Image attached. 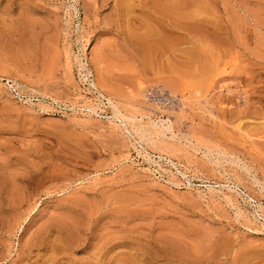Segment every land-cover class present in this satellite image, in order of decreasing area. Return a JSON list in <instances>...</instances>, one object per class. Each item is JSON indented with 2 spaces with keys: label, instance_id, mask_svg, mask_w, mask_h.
I'll return each instance as SVG.
<instances>
[{
  "label": "rangeland",
  "instance_id": "obj_1",
  "mask_svg": "<svg viewBox=\"0 0 264 264\" xmlns=\"http://www.w3.org/2000/svg\"><path fill=\"white\" fill-rule=\"evenodd\" d=\"M0 264H264V0H0Z\"/></svg>",
  "mask_w": 264,
  "mask_h": 264
},
{
  "label": "bare ground",
  "instance_id": "obj_2",
  "mask_svg": "<svg viewBox=\"0 0 264 264\" xmlns=\"http://www.w3.org/2000/svg\"><path fill=\"white\" fill-rule=\"evenodd\" d=\"M144 55V54H143ZM142 58H143V56H142ZM175 80V79H174ZM161 81V80H160ZM176 81V80H175ZM165 82V81H164ZM163 82V83H164ZM179 82V81H178ZM162 83V82H161ZM162 83V84H163ZM167 83V82H166ZM171 83H173V82H171ZM165 84V83H164ZM179 84V83H178ZM167 85V84H166ZM165 85V86H166ZM177 85V84H176ZM186 85V84H185ZM167 86H170V85H167ZM180 86V85H179ZM187 86V85H186ZM164 87V86H163ZM171 87V86H170ZM177 87V86H176ZM190 87V86H189ZM149 88H151V87H149ZM161 89H163L162 87H160V90ZM173 89V88H172ZM176 89V88H175ZM174 89V90H175ZM197 89H199V88H197ZM168 90V89H167ZM177 90V89H176ZM175 90V91H176ZM148 91H150V90H148ZM153 91V90H152ZM156 91V90H155ZM170 91H171V89H170ZM173 91V90H172ZM178 91V90H177ZM146 92V91H145ZM144 92V93H145ZM161 92V91H160ZM168 93V92H167ZM188 93H190V92H188ZM193 93V92H192ZM192 93L190 94V95H192ZM170 94H172L171 96H173V97H175V98H177L180 102L182 101V100H186V99H184V98H182V97H177L175 94H173V93H170ZM186 94V93H185ZM169 95V94H168ZM189 95V94H188ZM134 97V96H133ZM142 97H144V96H142ZM187 97V96H186ZM144 99H145V97H144ZM188 99H193V97L192 98H190V97H188ZM178 101V102H179ZM189 101V100H188ZM187 101V102H188ZM139 102V101H138ZM140 102H141V100H140ZM139 102V103H140ZM143 102V101H142ZM141 102V103H142ZM199 102V101H198ZM110 103V102H109ZM183 103V102H182ZM191 103H193V101L191 102ZM196 103V102H195ZM201 103V102H200ZM200 103H199V105H200ZM156 104V103H155ZM190 104V103H189ZM205 104H206V102H205ZM211 104V103H210ZM111 105H112V103H111ZM140 105V104H139ZM146 105H148V104H146ZM150 105V104H149ZM182 105V104H181ZM193 105V104H192ZM201 105H202V103H201ZM212 105V104H211ZM112 107H114V106H112ZM146 107H148V106H146ZM145 107V109H142V112H141V118L142 117H146L147 116V121L145 122V123H141V122H137L136 120H139L138 118H140V117H138L137 119H136V116H125V115H122V114H120L119 112H117V114H115V117L116 118H118L119 120H120V122H122L123 123V125H126V124H129V128H131V130L134 132V134L136 135V136H138V139L140 140H143V138L145 137V136H154V137H159L160 135H161V138H162V131L165 129V130H167V129H169L170 130V128H171V124H173V123H171V121L169 120V119H167V117H165V119L166 120H162V121H159V122H155V121H153V120H151L150 118H149V116H148V112L146 111L148 108H146ZM149 107H151V106H149ZM156 107V106H155ZM90 108H92V107H90ZM115 108V107H114ZM137 108V107H136ZM154 108V107H153ZM200 108V107H199ZM156 109V108H155ZM160 109V108H159ZM198 109V108H197ZM116 110V109H115ZM120 110V109H119ZM157 110V109H156ZM171 110V109H170ZM180 110H182V107L180 106ZM139 111V110H138ZM158 111V110H157ZM162 111V110H161ZM166 111H167V109H166ZM172 111V110H171ZM170 112V111H169ZM173 112V111H172ZM171 112V113H172ZM162 113V112H161ZM178 113H180V111L178 112ZM182 113V112H181ZM207 113H209V111L207 112ZM136 114H137V112H136ZM135 114V115H136ZM139 115H140V113H138ZM128 115V114H127ZM172 115V114H171ZM164 116H166V115H164ZM173 116H174V114H173ZM178 116V115H177ZM143 119V118H142ZM145 120V119H144ZM161 120V119H160ZM139 121H142V120H139ZM128 126V125H127ZM126 126V127H127ZM118 127V126H117ZM125 127V126H124ZM128 130V129H127ZM165 130L163 131V133H166L165 132ZM126 131V130H125ZM169 132H171V130L169 131ZM173 134V133H172ZM135 137V136H134ZM147 137H145V138H147ZM175 137V136H174ZM136 138V137H135ZM144 138V139H145ZM150 138V137H149ZM148 138V139H149ZM163 138H164V136H163ZM178 138V137H177ZM147 139V140H148ZM153 138H151L150 140H152ZM160 139V138H159ZM158 139V140H159ZM138 140V141H139ZM150 140H148V143L150 144ZM157 140V139H156ZM144 141V140H143ZM142 141V142H143ZM153 141H155V139H153ZM152 141V142H153ZM141 141H140V143H142ZM160 142H161V140H160ZM144 144L146 143V141L145 142H143ZM157 143H159V142H157ZM153 144V143H152ZM164 144H165V142H164ZM157 146H158V144H156ZM153 146V145H152ZM156 146V147H157ZM207 146V145H206ZM157 148H159V147H157ZM162 148V147H161ZM213 149V148H212ZM217 149V148H216ZM159 150V149H158ZM161 150V149H160ZM206 150V149H205ZM227 150V149H226ZM207 151V150H206ZM231 152V151H230ZM207 153V152H206ZM224 154V153H223ZM204 155V154H203ZM219 155V154H218ZM217 156V155H216ZM226 157V156H225ZM232 157V156H231ZM216 160V159H215ZM234 163V162H233Z\"/></svg>",
  "mask_w": 264,
  "mask_h": 264
},
{
  "label": "built area",
  "instance_id": "obj_3",
  "mask_svg": "<svg viewBox=\"0 0 264 264\" xmlns=\"http://www.w3.org/2000/svg\"><path fill=\"white\" fill-rule=\"evenodd\" d=\"M154 99H157V100H163V101H165V102L168 100L166 94H161V95H159L158 97H155Z\"/></svg>",
  "mask_w": 264,
  "mask_h": 264
}]
</instances>
